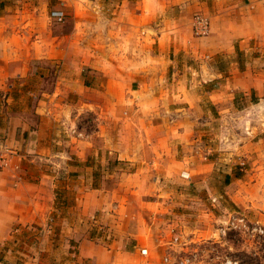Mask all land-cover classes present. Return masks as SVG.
Instances as JSON below:
<instances>
[{"label": "rangeland", "instance_id": "rangeland-1", "mask_svg": "<svg viewBox=\"0 0 264 264\" xmlns=\"http://www.w3.org/2000/svg\"><path fill=\"white\" fill-rule=\"evenodd\" d=\"M222 1L235 5L243 0ZM219 2L0 0V50L6 48L4 54L12 59H20V56L26 59L25 65L31 73L27 77L8 79L16 91L12 95L13 110L32 118L33 99L41 97L40 92H35L49 91L55 78L52 71L65 70L61 60L45 58L41 62L35 58L40 46L43 45L44 52L52 48V39L60 43L65 53L68 49L87 47V52L94 49V54L104 52L115 58L124 48L134 58L141 51L140 57L147 56L148 52L157 54V43L153 40L168 29L184 40H192L193 48L202 49L205 39L198 38L213 32L211 24L216 18L213 20L211 12L217 9ZM86 6L96 7V13L86 15ZM52 11H61L63 19H52ZM199 17L208 24L204 36L194 32V22ZM84 21H87L86 27L80 24ZM228 26L227 14L215 20L219 30ZM144 43L148 47L143 46ZM207 56L199 50L169 48L162 61L158 55L150 60L157 73L156 85L177 82L172 73L179 71L185 73L182 82L190 87L201 82H207L202 85L210 87L215 81V86L221 88L215 105L205 98L201 100L203 111L184 107L177 111L171 109L170 114L166 112L171 122L193 123L196 141L177 143L178 124L172 126V123V127L166 128L173 133L166 135L167 146L163 148L169 159L168 163L163 162L165 168L158 167L157 160L144 166L145 161L141 164L137 155L146 148L140 144L135 147V131L124 127L122 137L126 144L122 143V147L130 155L127 161H119L113 154L95 153L81 160L71 157L58 170L55 164L43 162L51 168L47 169L49 178H42L49 179L53 186V220L17 226L10 237H0V264H87V259L76 262L80 250L78 242L91 231L87 228V218L101 216L108 223L112 218L108 214L116 215L119 199L125 206V196L129 204L133 203L132 213L139 214L144 226L148 225L145 235H139V250H146L143 255L146 264H179L185 258L190 259L189 264H264V95L257 101L253 92L245 96L233 90L235 86H228L229 80L225 78L234 75L233 60L237 68L246 67L242 54ZM115 63L121 62L113 59L106 75L87 65L81 72L87 87H103L108 78H112L108 81L111 85L117 77ZM250 68H246L250 74L260 72L259 69L264 71V62L255 61L253 69ZM211 69H216L219 76H205L204 72ZM187 72L192 78L186 77ZM160 74L164 76L161 79ZM117 84L123 86L121 82ZM25 87L34 93H27ZM91 93L92 90L87 91V98ZM74 113L77 116L73 134L79 137L86 132L87 149H101L98 132L103 124L97 120V114L88 106L87 112L81 106L75 107ZM107 128L115 142L117 121L111 118ZM189 155L197 158L187 159ZM147 157L150 160L151 155ZM137 164L143 167L135 170ZM90 207L94 208L91 214L87 213ZM127 209L122 208L119 215L128 214ZM233 214L244 219V227L232 230L227 226ZM102 227L105 229L93 231L98 243L107 241L106 237L100 238L101 234H107L108 225ZM222 229L224 234L220 233ZM122 242L126 250L134 244L130 237L123 238Z\"/></svg>", "mask_w": 264, "mask_h": 264}, {"label": "crops", "instance_id": "crops-1", "mask_svg": "<svg viewBox=\"0 0 264 264\" xmlns=\"http://www.w3.org/2000/svg\"><path fill=\"white\" fill-rule=\"evenodd\" d=\"M218 4L217 9L211 12L213 20L227 14L230 26L228 29L219 30L215 27L214 20L210 29L213 32L204 38H198L205 39L202 49L193 48L192 40H184L168 29H164L153 40L157 43V54L148 52L144 57H140L143 53L141 51L131 58L129 50L124 48L115 58L104 52L94 54V49L92 51L89 49L87 52V47L83 49L78 47L73 51L68 49L65 53L60 43L58 44L54 39L51 40L52 48L47 52H44L43 45L40 46L41 48L37 49L35 54L37 60L41 62L45 58L61 60L65 70L52 71L55 78L49 91L35 92L36 94L40 92L41 97L36 96L33 99L32 118L24 112L13 110L12 95L16 91H13V85L8 83V79L14 76L21 78L31 74L25 65L26 59L21 56L20 59H12L4 54L6 48L0 50L3 53H0V143L13 153L12 163L5 170L0 171V237H10L13 231H17V226L41 224L53 220L55 215V213L52 214L55 210L53 186L51 182H48L49 179L42 178H49L47 169L51 168L43 162L55 164L54 168L58 170L64 161H68L71 157L81 160L95 153L100 156L113 154L117 160L127 161L130 155L128 151L124 152L122 147V143L126 142L122 137L124 127L135 131V147L140 144L146 148L144 152L138 153V160L136 159L140 162L145 161L144 166L150 165V161L154 164L156 160L159 163L158 167H164L163 162L168 163L169 159H166L163 148L167 146L166 135L172 136L173 130L169 128V131H166L167 127L178 124V129H175L176 138H179L177 143L181 141L187 143L190 139L196 141L193 136V123L177 120L171 122L169 114L172 110L177 111L184 107L203 111L201 100L205 98L210 104L215 105L222 91L220 87L215 86V81L210 87L202 85L207 82L190 87L182 82L185 73L179 71L172 73L174 81L177 82L156 85L157 73L154 66L150 65V60H155L158 55V59L162 61L169 48L191 52L199 50L208 56L217 53L233 56L242 54L246 67L243 70L237 68V62L233 60L232 63L236 68L233 76L225 78L226 81L229 80L228 86H235L233 90L242 92L245 96L248 95L247 92L250 95L253 92L258 98H256L257 101L263 99L264 71L259 69L260 72L250 74L246 68L251 67L252 70V64L255 61L264 62V0H243L235 5L224 4L220 0ZM84 8L86 15L96 13L97 9L91 6ZM86 22L80 24L86 27ZM142 40L149 41L147 38ZM143 46L148 47L146 43ZM145 49L148 50V48L143 50ZM113 59L121 62L113 64L117 68L116 84L114 81L108 85V81L112 79L108 78L103 87H87L81 75L82 70L87 69L88 65L94 70L103 71L106 75L112 68L110 63ZM204 74L212 77L219 76L216 69L205 71ZM35 75L38 76V72ZM163 77V74L158 76L160 79ZM186 77L190 79L189 72ZM118 82H121L123 86L117 84ZM25 88L27 93H34ZM21 89L24 90V87ZM89 90L93 93L87 98ZM70 95L72 99H69ZM75 96L78 98L75 99ZM110 98L115 101H111ZM174 104L178 106L173 108ZM81 106L85 107L86 112L87 106L94 110L97 120L103 124L100 126L101 131L98 132L101 143L99 150L87 149L86 132L79 137L73 134L77 116L74 108ZM111 118L117 121L115 142L107 128ZM146 155L149 157L151 155L150 160ZM191 158L197 157L189 155L187 159ZM142 167L143 165L137 164L134 169ZM125 198L127 200L125 206H122V201L119 199L116 215L108 214L112 217L108 223L101 216L92 217L91 215L87 218V228L91 231L78 242L77 249L80 250L77 263L87 259V264H146L139 250V235H145V227L148 225L144 226L142 223L143 217L132 213L133 203L129 204V198L126 196ZM124 207H128L130 214L119 215ZM93 210L94 208L90 207L87 213L91 214ZM104 224L108 225L106 230L108 232L107 234L105 232L106 235L101 234L100 239L106 237L107 241L98 243L93 231L104 228L102 227ZM125 237H130L134 242L129 250L123 247L122 239ZM108 238H110L109 241Z\"/></svg>", "mask_w": 264, "mask_h": 264}, {"label": "built area", "instance_id": "built-area-1", "mask_svg": "<svg viewBox=\"0 0 264 264\" xmlns=\"http://www.w3.org/2000/svg\"><path fill=\"white\" fill-rule=\"evenodd\" d=\"M63 13L61 11H52L50 17L56 21H61L63 19ZM194 32L196 35H202L204 36L207 33L208 24L207 21L204 18H197L194 22ZM13 160V153L10 149L5 147L2 143H0V170L8 167V165ZM238 215L233 214L229 217L227 226L231 228L232 230L239 229L240 227H244V219L242 217H237ZM221 234L225 233V230H220ZM141 255H144L146 253L145 249H142L140 251ZM190 259L185 258L183 260L179 261V264H189Z\"/></svg>", "mask_w": 264, "mask_h": 264}]
</instances>
